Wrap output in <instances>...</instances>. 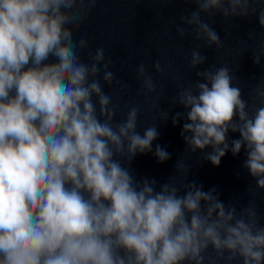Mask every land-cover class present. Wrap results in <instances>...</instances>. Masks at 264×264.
I'll return each instance as SVG.
<instances>
[{
  "label": "clouds",
  "instance_id": "clouds-1",
  "mask_svg": "<svg viewBox=\"0 0 264 264\" xmlns=\"http://www.w3.org/2000/svg\"><path fill=\"white\" fill-rule=\"evenodd\" d=\"M196 10L181 22L207 47H223L202 15L256 17L264 30V0H190ZM97 0H0V264H264V225L252 200L239 213L216 188L195 181L136 179L124 165L152 151L159 132L138 131L140 109L130 107L114 122L118 105L99 79L111 86L114 73L105 50L80 59L88 41L73 34ZM186 28L177 27L183 39ZM264 52L253 53L255 65ZM207 60L191 53L196 70ZM153 67L165 71L157 61ZM195 85L181 88L173 105L185 113L181 136L191 153L211 146L205 159L219 166L230 150L245 147L243 167L264 191V106L248 109L237 78L222 66L196 72ZM141 92L157 88L141 63ZM119 84V92L128 85ZM119 93H113L118 95ZM264 105V87L255 89ZM95 98L96 103L93 102ZM157 97L153 107H158ZM98 105V111H97ZM169 113L162 111L161 120ZM238 116V120L234 117ZM240 139L227 142V134ZM163 163L170 153L157 145ZM187 177L190 168L175 165ZM211 250V251H210Z\"/></svg>",
  "mask_w": 264,
  "mask_h": 264
},
{
  "label": "water",
  "instance_id": "water-1",
  "mask_svg": "<svg viewBox=\"0 0 264 264\" xmlns=\"http://www.w3.org/2000/svg\"><path fill=\"white\" fill-rule=\"evenodd\" d=\"M195 10L196 5L190 0H97L96 8L74 32L73 39L88 41V48L80 54L82 62L90 63L89 52L94 54L97 48H103L105 59L111 61L109 71L114 73L115 81L111 86L104 84L103 73L99 79L104 92L112 95L113 104L118 105L114 122L122 121L129 108L137 106L140 109V134L143 135L145 128L154 124L157 127L159 135L153 142L152 151L138 153L130 163L124 162L136 179L155 178L157 190L160 184L171 182L180 188L181 195L185 191L183 185L195 181L202 185L204 191L216 188L220 200L226 206H235L238 213L255 200L260 223L264 225V191L257 189L256 181L243 167L247 158L245 147L242 146L237 156L229 150L221 158L220 165L213 166L205 159V155L213 150L211 146L196 153L187 148L181 136L186 118L176 125L172 123L176 113H185L183 106L173 105L177 93L182 87L197 83V71L209 68L226 66L231 70L237 78L234 86L241 89L242 99L248 102L250 112L264 106L255 97V89L264 87V56L260 65H255L252 58L253 53L264 52V30L256 17L225 20L219 13L211 18L202 15V20L219 33L223 43L219 50L215 46L209 48L205 40H196L193 29L181 22L182 16H188ZM178 26L186 28L183 39L177 35ZM193 50H199L207 57L196 70L190 67ZM157 61L165 69L163 73L155 71L153 65ZM141 63L157 88L156 93L148 98L142 94L141 81L137 78V68ZM116 81L128 85L127 90L120 93ZM157 97L158 107H153ZM93 102L96 103L95 98ZM162 111L169 113L167 121L161 120ZM234 120H238V116ZM227 138L231 147V141L240 139V134L229 130ZM157 145L170 153L166 162H158L155 156ZM176 164L190 168L187 177L177 171Z\"/></svg>",
  "mask_w": 264,
  "mask_h": 264
}]
</instances>
